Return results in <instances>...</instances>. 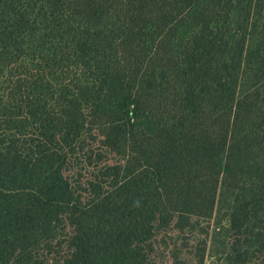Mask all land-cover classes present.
Masks as SVG:
<instances>
[{
  "label": "trees",
  "instance_id": "trees-1",
  "mask_svg": "<svg viewBox=\"0 0 264 264\" xmlns=\"http://www.w3.org/2000/svg\"><path fill=\"white\" fill-rule=\"evenodd\" d=\"M86 141L119 160L79 192ZM203 222L200 264L264 263V0H0V264Z\"/></svg>",
  "mask_w": 264,
  "mask_h": 264
},
{
  "label": "rangeland",
  "instance_id": "rangeland-1",
  "mask_svg": "<svg viewBox=\"0 0 264 264\" xmlns=\"http://www.w3.org/2000/svg\"><path fill=\"white\" fill-rule=\"evenodd\" d=\"M86 142L87 151L84 149V152L69 164L71 171L66 173L70 183L79 192H83L86 183L93 182L95 177H98V180L104 178V168L107 164L115 165L119 160L113 148L100 142ZM206 226L207 223L203 222L201 226L177 231L170 225L158 227L154 224L148 233L144 231L140 236L142 247L149 255L148 264H200V243L213 233L212 229ZM259 259L254 261L255 264H264ZM213 261H216L215 257L212 261L205 258L201 264H216Z\"/></svg>",
  "mask_w": 264,
  "mask_h": 264
}]
</instances>
